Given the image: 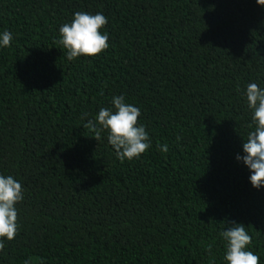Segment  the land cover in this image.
<instances>
[{"label": "trees", "instance_id": "trees-1", "mask_svg": "<svg viewBox=\"0 0 264 264\" xmlns=\"http://www.w3.org/2000/svg\"><path fill=\"white\" fill-rule=\"evenodd\" d=\"M81 11L107 17L109 47L69 61L59 28ZM4 30L0 174L24 199L0 264H226L232 221L264 264V188L236 160L254 130L245 89L264 87V7L0 0ZM118 95L140 108L151 141L132 161L85 127Z\"/></svg>", "mask_w": 264, "mask_h": 264}, {"label": "clouds", "instance_id": "clouds-1", "mask_svg": "<svg viewBox=\"0 0 264 264\" xmlns=\"http://www.w3.org/2000/svg\"><path fill=\"white\" fill-rule=\"evenodd\" d=\"M264 7V0H256ZM108 23L107 17L81 11L73 14L70 22L59 28V43L66 50L67 59L94 57L109 47V36L101 29ZM13 35L10 31L0 32V48L10 47ZM245 102L251 111L250 128L242 145V154L236 155L249 170V182L253 188H264V87L249 83L244 92ZM112 107H102L94 119L88 120L85 127L95 134V140L101 139V133L107 132V142L113 148L120 161H132L141 157L151 147L149 133L143 124H138L141 116L139 107L127 103L123 95L113 96ZM164 153L168 145L158 146ZM24 199V190L19 180L12 175L0 174V250L6 241H12L18 231L16 205ZM225 246L226 264H260V257L250 250L252 237L243 223L232 221L221 232ZM25 264H29L28 261Z\"/></svg>", "mask_w": 264, "mask_h": 264}]
</instances>
